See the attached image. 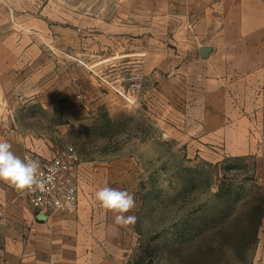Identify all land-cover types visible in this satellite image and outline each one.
Listing matches in <instances>:
<instances>
[{
  "label": "rangeland",
  "instance_id": "1",
  "mask_svg": "<svg viewBox=\"0 0 264 264\" xmlns=\"http://www.w3.org/2000/svg\"><path fill=\"white\" fill-rule=\"evenodd\" d=\"M18 1L23 15L33 4L37 16L5 21L0 11L3 62H31L37 85L47 78L48 90L0 91L11 116L0 121V139L22 159L29 152L51 158L74 145L86 197L103 187L100 175L115 183L117 170L132 166L136 207L126 215L137 222L102 236L113 264H264V132L252 134L249 153L229 154L189 128L191 86L189 73L175 78L174 16L165 25L159 0ZM13 129L21 133L20 151ZM2 213L0 264L47 263L31 257L46 248L36 240H45L44 225L30 234L29 220Z\"/></svg>",
  "mask_w": 264,
  "mask_h": 264
},
{
  "label": "crops",
  "instance_id": "2",
  "mask_svg": "<svg viewBox=\"0 0 264 264\" xmlns=\"http://www.w3.org/2000/svg\"><path fill=\"white\" fill-rule=\"evenodd\" d=\"M158 3L165 14V25H171L166 19L171 18V14L174 16L172 39L176 44L175 56L180 59L175 78L189 73L186 79L191 87L185 100L188 109L184 121L189 128L197 129V137L206 145L218 143L226 147L229 154L249 153L252 134L259 137V132H264V0H159ZM27 8L29 13L23 15L20 10L26 8L18 0L0 2L5 21L37 16L35 5L30 4ZM6 59L9 58L0 52V91L47 92V78L37 85L35 75L31 73V62L25 63V67L20 62L17 67L15 63L3 62ZM6 65L15 67L14 71L5 72ZM25 68L29 70L23 73ZM7 84L11 86L7 87ZM2 99L0 97L1 122L11 119ZM43 106L47 107L46 104ZM12 119L17 121L15 116ZM252 122L259 123L260 127L251 132L249 124ZM10 132L15 139L19 138L17 151H20L21 133L15 129ZM128 165L121 166L122 169L113 175L115 183L113 178L100 175V187L129 191L133 186L134 170ZM84 170L79 164L76 170L78 205L70 213L57 211L48 217L34 216L29 199L22 198L25 191L21 195L7 183L3 185L2 203L5 206L0 208V213L10 211L20 223L25 217L29 225L33 224L30 234L38 233L39 226L44 225L45 240H36L40 244L45 242L46 248L36 247L38 252L31 256L32 259L38 262L46 259L47 263L42 264H113V256L107 253V242H102V236L108 229V235L110 232L116 234L118 225L95 196L86 197L83 193ZM19 227L22 229V225ZM42 251L46 253L43 255Z\"/></svg>",
  "mask_w": 264,
  "mask_h": 264
},
{
  "label": "clouds",
  "instance_id": "3",
  "mask_svg": "<svg viewBox=\"0 0 264 264\" xmlns=\"http://www.w3.org/2000/svg\"><path fill=\"white\" fill-rule=\"evenodd\" d=\"M52 175L44 176L38 160H24L12 151V144L0 139V181L7 183L18 192L46 190V185L53 182ZM95 199L100 206L113 214L114 223L124 229L134 226L135 215H126L136 207L133 193L108 186L95 192Z\"/></svg>",
  "mask_w": 264,
  "mask_h": 264
},
{
  "label": "built area",
  "instance_id": "4",
  "mask_svg": "<svg viewBox=\"0 0 264 264\" xmlns=\"http://www.w3.org/2000/svg\"><path fill=\"white\" fill-rule=\"evenodd\" d=\"M23 159L38 160L41 173L45 177H54L53 182L46 185L45 191H25L38 215L48 217L57 211L70 213L77 208L78 184L75 175L80 155L74 145L64 146L51 158H43L29 152L24 154Z\"/></svg>",
  "mask_w": 264,
  "mask_h": 264
},
{
  "label": "trees",
  "instance_id": "5",
  "mask_svg": "<svg viewBox=\"0 0 264 264\" xmlns=\"http://www.w3.org/2000/svg\"><path fill=\"white\" fill-rule=\"evenodd\" d=\"M262 220V214L258 215V217L255 219L254 221V225L252 227L253 231H252V235L255 237V235L257 234L258 228L260 226Z\"/></svg>",
  "mask_w": 264,
  "mask_h": 264
}]
</instances>
